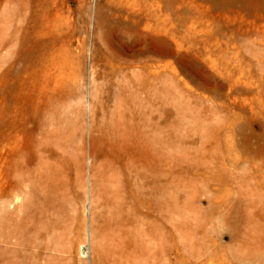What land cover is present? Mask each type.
Wrapping results in <instances>:
<instances>
[{"label": "rangeland", "instance_id": "374dc122", "mask_svg": "<svg viewBox=\"0 0 264 264\" xmlns=\"http://www.w3.org/2000/svg\"><path fill=\"white\" fill-rule=\"evenodd\" d=\"M28 1L0 0L4 143L23 69L43 50L72 96L61 107L50 217L38 210L17 222L9 255L20 264H264V0H33L26 31ZM148 71L150 163L146 143L129 141L146 139L143 122L129 121L123 141L114 103L105 116L94 108L107 86L118 102L131 97Z\"/></svg>", "mask_w": 264, "mask_h": 264}, {"label": "bare ground", "instance_id": "6f19581e", "mask_svg": "<svg viewBox=\"0 0 264 264\" xmlns=\"http://www.w3.org/2000/svg\"><path fill=\"white\" fill-rule=\"evenodd\" d=\"M23 4L24 14L22 21L24 24L22 27L27 31L30 28L31 19L32 21L36 20V18L27 15V11H33L34 4L33 0H29L27 3L24 2ZM149 29H151V27H149ZM45 52L46 49L36 56V60L32 62L31 65L25 66L23 69V74L20 79L21 84H19V94H17V96L15 95L12 99L15 104L12 110L13 114L10 120V129L6 134L5 143L0 132V264H20V261L17 260L15 256L9 255L13 250L12 246L16 244L13 242L14 240L12 241V237L14 236H12V233L16 229L17 222H25V219H33L38 210L42 211V218L46 216L49 218L50 216H48L47 213V202L51 198H54L53 196L59 183L58 168L60 152L57 138L59 137L60 130L58 127L63 120L61 117V107L65 105L66 99L72 95L64 94V85L61 84L62 71L57 70L60 67L58 64L51 63L49 58L45 55ZM57 72L58 74H56ZM35 76H37L38 82L35 80ZM141 86H143L146 93L144 101L135 98L136 91L139 93ZM130 92L131 97H122V100L118 95L117 97L120 98V102H118L113 99L111 87H104V90L99 96L100 98H98L100 100H98L96 106H94L95 113L97 116H105L106 112H108L107 110H109L114 103V108L119 109L120 123L127 126L122 136L123 141L126 140L131 133L128 127L129 121L133 122V127L135 128L140 127L143 122V125L145 124L146 127V139L142 141L141 137L139 138V135L135 133L132 137L130 136L131 138L129 141L132 140L133 142L134 139V141H136L135 145L142 144V146L143 143H146L145 148L148 152L150 163L152 159L155 118L152 72L148 71L145 83L140 84L139 82H133L130 87ZM79 94L80 93H78V95ZM102 138L100 137L99 139ZM3 149H5V157L2 155L3 158H1ZM3 163H8L9 165L10 172L8 176H3ZM71 165L72 164H69V166ZM68 170L70 171V169ZM70 176L72 179V175ZM146 179L144 185L146 187V202L149 206L148 215H150V208L152 205V174L150 169L146 174ZM135 195L137 196L136 193ZM17 211H21L22 214H17ZM30 213H32L33 218ZM22 222L21 224L24 223ZM16 235L17 234H15V236ZM17 241L18 239L16 242ZM21 245L22 242L20 246ZM25 249L26 247H24L23 250Z\"/></svg>", "mask_w": 264, "mask_h": 264}]
</instances>
